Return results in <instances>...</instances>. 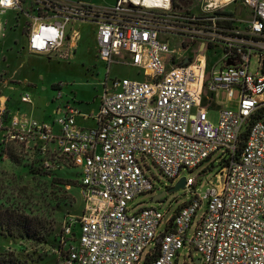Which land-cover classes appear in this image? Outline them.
<instances>
[{
	"label": "built area",
	"instance_id": "obj_1",
	"mask_svg": "<svg viewBox=\"0 0 264 264\" xmlns=\"http://www.w3.org/2000/svg\"><path fill=\"white\" fill-rule=\"evenodd\" d=\"M198 4L181 10L177 0H117L112 8L0 0V12L28 20L30 55L75 49L81 36L70 25L90 22L107 76L112 65L140 70L141 79L103 81L97 111L83 114L67 103L48 123L9 111L0 96L3 149L24 147L45 158L46 168L62 159L80 169L85 210L65 221L54 264H178L185 248L199 264H264V0ZM174 42L193 55L173 49ZM57 86L60 99L65 84ZM220 89L230 99L238 90L239 103L220 109L214 123L209 111ZM20 99L33 104L28 91ZM217 153L218 171L204 194L189 191L195 181L185 178L192 198L168 218L154 206L130 213L136 198L157 189L152 166L178 183L183 170Z\"/></svg>",
	"mask_w": 264,
	"mask_h": 264
},
{
	"label": "rangeland",
	"instance_id": "obj_2",
	"mask_svg": "<svg viewBox=\"0 0 264 264\" xmlns=\"http://www.w3.org/2000/svg\"><path fill=\"white\" fill-rule=\"evenodd\" d=\"M82 1L112 8L117 0ZM199 1L177 0L181 10L196 9L200 5ZM233 10L234 6L228 8V11ZM0 19L13 24L5 34L3 28L0 29V34H3L0 36V83L8 87L11 83L20 86L24 81L29 84L28 92L34 105L27 106L25 110L32 111L36 120L52 122L55 119L53 110L57 105L56 101L71 100L85 112L95 110L97 104L99 105L102 90L100 85L107 78L141 79L137 76L140 70L118 65H112L107 76L104 64L97 58V27L90 22L70 25L81 36L75 49H65L56 56L45 57L30 55L27 51L25 30L28 20L24 14L15 11L5 17L0 15ZM171 46L173 49L183 51L180 43L174 42ZM193 52V48L183 51L185 56L193 55ZM210 57L214 61L218 60L212 51ZM255 69L256 65L253 63L251 70ZM60 83L65 84L62 88V98L63 94H66L64 100L55 97L57 95L55 90L59 88L57 85ZM90 103L91 107L85 106ZM238 103V90H234L231 99L227 89L218 90L215 95V108L209 111L210 119L217 123L220 109H236ZM78 123L80 126H94L93 120L84 122L79 119ZM2 149L1 147L0 264H54L59 259L60 238L65 221L72 217H80L85 210L86 201L80 186V169L62 159L54 163L52 168H46L45 158L27 152L21 146L9 145L3 152ZM219 156L220 153L215 154L192 172L188 170L181 172V178H192L195 181V187L189 191L200 195L206 192L208 182L215 179L218 171ZM150 170L148 175L155 182L157 189L136 198L131 203L133 209L130 213L154 206L168 218L192 196L187 193L186 188L170 192L176 182L172 183L164 178L154 166ZM163 193L165 196L158 200ZM25 226L30 227L28 228L32 237L19 236ZM198 258L199 255L195 256L194 251L185 248L180 252L178 264H184L185 261L195 264Z\"/></svg>",
	"mask_w": 264,
	"mask_h": 264
},
{
	"label": "crops",
	"instance_id": "obj_3",
	"mask_svg": "<svg viewBox=\"0 0 264 264\" xmlns=\"http://www.w3.org/2000/svg\"><path fill=\"white\" fill-rule=\"evenodd\" d=\"M15 11H13V10H8V11H5L4 13H1L0 12V15H3L4 17H5V15H8V14H10V13H14ZM27 21V20H26ZM13 25V24H12ZM12 25H11V23L9 22V21H6V20H3V19H0V29H2L3 28V33L5 34L7 31H8V29L9 28H11L12 27ZM26 25V24H25ZM25 25H23V30H24V28H25ZM25 33L27 34V30H25ZM3 35V34H2ZM1 34H0V36H2ZM27 46V45H26ZM26 81H24V84H22V85H18V84H12L11 83V86H7L6 84H3V83H0V96L1 97H3L4 99H6L7 100V107H8V109H9V111H11V112H16V111H19L20 113H26V114H28V115H30V116H32L33 117V115H32V111H27V110H25V108L27 107V106H31V107H33V105H34V101H33V104L32 105H28V104H24V103H22L21 102V95L25 92V91H28V85L29 84H26L25 83ZM28 82V81H27ZM3 84V85H2ZM24 86L26 87V88H24ZM15 87H17V88H15ZM23 87V88H22ZM101 87V86H100ZM55 92H57L56 90H55ZM65 94V93H64ZM63 94V98H62V100H64L65 98H66V94L64 95ZM57 95H55V97H56ZM75 98V97H74ZM57 102V105L54 107V110H53V114L55 115V117H56V112H57V110H58V108H60V107H63L64 105H66L67 103H70V104H72V105H74V106H76L74 103H72V101L71 100H67V101H62V102H60V101H56ZM59 102V103H58ZM53 103V102H52ZM84 105V104H83ZM82 105V106H83ZM90 105H92V103H90V104H86L85 106H88V107H91ZM76 107H78V106H76ZM79 108V110L83 113V114H89L90 112H92V111H97L98 110V108H99V105L97 104V108L95 109V110H90V111H88V112H85L82 108H80V107H78ZM34 118V117H33ZM84 127H87V126H84Z\"/></svg>",
	"mask_w": 264,
	"mask_h": 264
},
{
	"label": "water",
	"instance_id": "obj_4",
	"mask_svg": "<svg viewBox=\"0 0 264 264\" xmlns=\"http://www.w3.org/2000/svg\"><path fill=\"white\" fill-rule=\"evenodd\" d=\"M185 185H186V180L185 178H182L178 183H176V185L170 189V192H176V191H179L181 189H184L185 188ZM165 196V193H163L159 198L158 200H161L162 197ZM158 200H154L155 202H158ZM196 263L199 264L200 263V260H196Z\"/></svg>",
	"mask_w": 264,
	"mask_h": 264
},
{
	"label": "trees",
	"instance_id": "obj_5",
	"mask_svg": "<svg viewBox=\"0 0 264 264\" xmlns=\"http://www.w3.org/2000/svg\"><path fill=\"white\" fill-rule=\"evenodd\" d=\"M0 148H1V146H0ZM4 150L2 149V152H3ZM225 163H226V161H225ZM1 223V222H0ZM29 226H25V228H24V230L23 231H21L20 232V234H19V236H21V237H32V235H31V230L28 228Z\"/></svg>",
	"mask_w": 264,
	"mask_h": 264
}]
</instances>
